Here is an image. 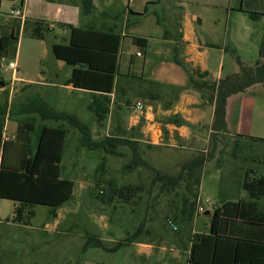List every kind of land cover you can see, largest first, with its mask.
Here are the masks:
<instances>
[{"label":"rangeland","instance_id":"rangeland-1","mask_svg":"<svg viewBox=\"0 0 264 264\" xmlns=\"http://www.w3.org/2000/svg\"><path fill=\"white\" fill-rule=\"evenodd\" d=\"M241 2L232 0L235 11L233 18L230 22H223L231 30L227 44L229 61L225 64L229 75L240 72L239 61L253 66L262 60L264 20L253 21L247 11L235 14L239 11ZM10 5H2V11ZM244 8L264 10V0H244ZM6 18L0 15V22H5ZM225 32L223 34L227 36ZM20 38L19 42L12 39L8 56L0 59V103L7 104L9 111H12L10 117L13 120L32 116L39 123L51 127L63 125L69 129L61 171L64 178L75 182V193L60 209V215L64 219L55 236L42 229L44 222L53 217L51 208L45 205L35 207V216L32 217L34 227L31 232L34 242L36 239L37 243H32L31 251L26 256H15V252H19L16 240L21 237V231L10 226L4 230L0 225V264H188V256L180 248V251H175L176 247L174 250L157 247V252L149 255L142 251L138 243L151 241L158 245V234L163 233L164 238L160 243L167 242L166 246L171 247L174 242L181 240L188 244L189 233L186 231L181 237L183 233L174 230L169 223L168 219L173 218L172 212L177 205L175 191H161L160 183L152 185L155 187L152 191L138 190L133 193L124 190V186L129 184L147 187L152 184L155 176L154 171L141 163L135 164L134 168L129 166L134 159L132 147L119 145L116 154L108 153L100 146L97 149L88 148L83 145L81 131L66 120L43 121L38 113L20 115L15 112L20 105L38 98L33 94L40 92L42 97L39 98L45 100L52 110L66 109L78 115L83 124L88 126L96 142L104 141L107 132L112 133V129L106 124L98 126L94 113L88 109L92 101L90 93H70L64 90L59 93L60 96H56L58 92L53 87L36 84L30 86L32 79H38L42 68L51 64L49 59L53 56L48 42L32 38L27 33ZM46 56L48 59L44 60ZM17 59L18 70L14 78V73L7 64L10 60ZM2 80L12 83V86L2 88ZM25 85L29 86L23 92L16 90V87L21 89ZM235 99V121L241 107L245 114L250 101L255 99L258 102L259 110L253 121L249 118L247 124L248 128L252 127L256 132L254 137L264 139V84L251 87ZM10 123L11 130L15 128L16 122L11 120ZM244 143L237 142L236 138L223 139L217 148L212 141L205 147V151L194 154L201 153L208 158L201 188V199L206 211L196 218L198 229L210 230L213 204L220 203L228 196L234 201L248 198V192L241 186L248 168L256 170L257 173L264 172V144ZM185 155L191 154L179 149L153 147L151 163L163 173L175 174L187 162ZM162 165L165 167L162 168ZM207 199L211 202L207 203ZM259 203L264 206V197ZM0 205L2 216H13L14 202L0 199ZM141 227L143 233L140 238L133 243L127 242V238L139 232ZM99 241L101 246L96 245Z\"/></svg>","mask_w":264,"mask_h":264},{"label":"crops","instance_id":"crops-1","mask_svg":"<svg viewBox=\"0 0 264 264\" xmlns=\"http://www.w3.org/2000/svg\"><path fill=\"white\" fill-rule=\"evenodd\" d=\"M241 1L239 11L235 14L248 11L244 8V0ZM7 3L11 4L10 7L2 11V5ZM16 7L23 9L27 24L9 15L10 10ZM241 7L243 10H240ZM234 12L232 0H1L0 15L7 18L5 22H0V41L2 35H15L19 42L22 34L31 36L35 22L48 25L49 31L45 33V38L38 40L48 42L53 58L49 59L51 64L47 68H42L38 79L31 80L30 86L36 84L53 87L58 92L56 96L67 90L70 93H90L93 98L95 92L69 83L74 66L57 58L53 46L69 44L72 27L118 33L121 44L114 89L109 94L111 110L106 122L98 123V126L106 124L112 129V133L107 132L106 136L123 137L137 143L141 156L150 164L153 147L188 152L191 155H185V160L189 161L196 156L195 153L205 151V147L212 141L218 148L223 139H233L237 135H257L247 124L249 118L253 121L259 110L255 99L249 102L245 114L242 113L243 108H240L235 121L234 102L242 93L229 97L227 131L222 135L213 129L216 101L212 99L211 92L203 87V82L219 81L229 75L225 64L229 61L227 44L231 30L223 22H230ZM258 12L264 13V10ZM252 20H264V15ZM138 40L141 42L138 43ZM43 59L47 60L48 57ZM16 61L18 63V59ZM206 72L209 73L208 77L204 76ZM5 83L2 88L12 86L7 80ZM28 86L21 89L16 87V90L23 92ZM35 93L33 95L42 97L40 92ZM139 101L143 103V109L137 107ZM56 111L76 115L66 109ZM18 119H11L16 122L15 128L11 130V120H7V137L16 129ZM79 120L82 121L81 118ZM154 188L152 185L140 186L139 190L152 191ZM229 200V196L225 197L213 206ZM62 207L58 209L56 217L51 220L49 218L42 226L43 230L52 232L54 236L64 219L60 215ZM260 207L264 209V206ZM13 218L14 211L11 217L2 216L0 212L1 228L6 230L10 226L21 231V237L16 240L19 252L16 251L15 256H26L31 251L32 243H37L31 232L34 227L33 218L22 221ZM209 231L198 229L195 220L189 237ZM158 235V245L151 241L138 242L144 253L154 255L157 247L164 250H174L176 247L175 251H180V248L189 260L191 241L188 244L182 240L177 241L170 247L166 246L167 242L160 243L164 238L163 233Z\"/></svg>","mask_w":264,"mask_h":264},{"label":"trees","instance_id":"trees-1","mask_svg":"<svg viewBox=\"0 0 264 264\" xmlns=\"http://www.w3.org/2000/svg\"><path fill=\"white\" fill-rule=\"evenodd\" d=\"M240 10H243L242 7ZM247 12L255 20L259 15H264L255 10ZM48 31V25L35 22L31 36L44 39ZM12 39L18 40L15 35L1 36L0 59L8 56ZM120 44L121 36L118 33L72 27L70 43L53 46L57 58L74 66L69 83L95 92L88 109L94 113L99 124L106 122L110 114L112 100L109 94L114 89ZM261 56L262 60L253 66L239 61L240 72L236 74L219 81L203 82V87L211 92L212 99L216 101L213 129L219 134L224 135L227 131L229 97L243 93L256 84H264V46ZM204 76L208 77L209 73H204ZM15 112L20 115L38 113L43 121L66 120L81 131L83 145L88 148L97 149L100 146L108 153L116 154L119 145L132 147L134 159L129 166L134 168L138 163L145 165L155 172L151 185L160 183L161 191L176 192L177 205L172 212L173 218L168 220L178 224L176 231L183 233L179 234L181 237L186 231L190 235L197 217L202 178L208 160L206 155L200 153L184 163L179 172L167 174L141 156L137 143L111 136L96 142L88 126L76 115L52 110L42 98L20 105ZM11 113L6 103H0V199L15 202L13 219L16 221L34 217L37 205L49 206L51 216L56 217L58 209L69 202L75 193V182L64 178L61 171L69 129L63 125L51 127L29 116L18 119L16 129L7 137L6 125L7 120L12 119ZM235 138L237 142L244 141L248 145L252 142L264 144V139L259 137L237 135ZM262 151L264 153V145ZM241 186L248 192L246 200H229L215 206L210 231L189 237L188 264H264V209L259 203L264 197V172L247 169ZM139 189L138 185L124 186L125 191L133 193ZM142 230L143 227L129 236L127 242H136ZM96 245L101 246L102 243L99 241Z\"/></svg>","mask_w":264,"mask_h":264},{"label":"built area","instance_id":"built-area-1","mask_svg":"<svg viewBox=\"0 0 264 264\" xmlns=\"http://www.w3.org/2000/svg\"><path fill=\"white\" fill-rule=\"evenodd\" d=\"M9 15L12 17L21 19L22 23H24L26 20L25 13H24L23 9H21V8L16 7V8L11 9L9 12ZM137 54L141 55V52H138ZM7 65L13 71L14 78H16V73L18 70L17 61L16 60H10ZM137 107L140 109H143L144 105L142 102L139 101V102H137ZM210 202H211L210 199H207V203H210ZM205 211H206V209L204 207V201H203V199L200 198L198 200V204H197L196 215L198 216ZM169 223L171 224V226L173 227L174 230H177L178 226L175 223H173L172 220H169Z\"/></svg>","mask_w":264,"mask_h":264},{"label":"water","instance_id":"water-1","mask_svg":"<svg viewBox=\"0 0 264 264\" xmlns=\"http://www.w3.org/2000/svg\"><path fill=\"white\" fill-rule=\"evenodd\" d=\"M1 85H2V86L5 85V81H4V80L1 81Z\"/></svg>","mask_w":264,"mask_h":264}]
</instances>
